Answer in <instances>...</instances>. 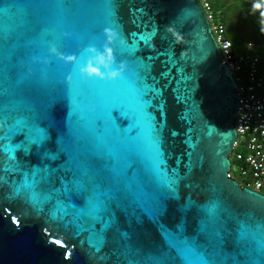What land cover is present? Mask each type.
<instances>
[{"label":"water","instance_id":"95a60500","mask_svg":"<svg viewBox=\"0 0 264 264\" xmlns=\"http://www.w3.org/2000/svg\"><path fill=\"white\" fill-rule=\"evenodd\" d=\"M0 10V264H264V194L229 176L241 96L199 0H0ZM86 28L95 36L79 44L63 35ZM46 29L61 38L32 45ZM105 29L119 37L116 68L127 67L115 82L80 74ZM130 85L155 131L156 168L145 142L107 124L127 128ZM81 179L110 193L102 214L83 204Z\"/></svg>","mask_w":264,"mask_h":264},{"label":"built area","instance_id":"2783aa9c","mask_svg":"<svg viewBox=\"0 0 264 264\" xmlns=\"http://www.w3.org/2000/svg\"><path fill=\"white\" fill-rule=\"evenodd\" d=\"M202 4L215 40L226 64L236 79L237 95L241 96L235 122L238 139L231 155L229 176L244 187L264 192V81L259 78L260 53L264 50V35L257 44L250 43L254 53L238 55L227 38L226 27L216 18L213 3L217 0H199ZM256 11L264 12V0H247ZM256 4L261 7L257 9ZM244 149L245 154L240 151ZM264 194V193H263Z\"/></svg>","mask_w":264,"mask_h":264},{"label":"snow or ice","instance_id":"6c2138e0","mask_svg":"<svg viewBox=\"0 0 264 264\" xmlns=\"http://www.w3.org/2000/svg\"><path fill=\"white\" fill-rule=\"evenodd\" d=\"M0 13H2V10H0ZM64 37H66L70 42L72 43H82L83 41L93 38L95 36V30L93 28H86L83 30L75 31L71 34H63ZM105 35V30H104ZM61 37L55 32V30H44L43 32H40L39 35L33 37V43L39 44V43H47L51 40L60 39ZM57 48V47H56ZM68 56H75V55H68ZM59 57V56H58ZM68 64V63H67ZM71 85L75 88V90L81 95H86L91 89L89 88L87 81H83L80 79H76L75 82L73 81V77L71 76ZM103 81V80H101ZM130 91L133 92L134 101H135V107L134 109H130L127 113L128 120L130 121L128 123L127 128H120L117 127L113 123V117H109L107 124L111 125L112 128L117 129L124 133V135L127 137L128 141L130 142H136V141H143L145 142L151 149L152 152V159L151 163L153 168H156L160 165L159 161V149L157 146V141L155 138V131L152 128V126L148 123V118L146 114L144 113L143 106L144 101L140 97V94L137 90L136 85H130ZM120 111L123 110L120 108ZM6 122L3 121V118L0 117V135H3L6 129L4 128V124ZM102 126L98 124V127ZM9 135L11 133H8ZM37 141H39V137H37ZM140 155L139 152L134 153L133 157H138ZM134 159H130L129 161V169L130 174L133 175V172L131 170L134 168ZM87 172L83 171L80 173V177L86 176ZM80 186L78 189L79 195L84 200L85 207H88L89 205L93 208V213L95 214H102V209L104 205L106 204L107 200L110 198V193H106L103 190V186L97 187L96 185H88L83 181V179L80 180ZM27 187V185H26ZM66 191H69L71 194L70 189H66ZM210 215H214V212L210 211ZM239 238L241 241L246 239V234L248 232L247 226L240 225L239 226ZM264 247V245H262ZM191 253L192 250L188 249ZM194 255L198 256V253H193ZM185 259L188 260V255L185 256ZM202 264H211L210 261L203 259L202 257H199Z\"/></svg>","mask_w":264,"mask_h":264},{"label":"trees","instance_id":"16d2710c","mask_svg":"<svg viewBox=\"0 0 264 264\" xmlns=\"http://www.w3.org/2000/svg\"><path fill=\"white\" fill-rule=\"evenodd\" d=\"M232 5L227 7L224 0H217L213 3V12L216 18L225 25L227 38L232 41L235 53L238 55L252 54L254 51L249 48V44H257L264 35V12L256 11L246 0L249 11L245 12L246 10L240 9L242 13H247L249 17L248 20L244 22V24L248 26L246 28L247 31H245L238 22L232 20ZM259 55L261 58L259 64V78L264 81V50Z\"/></svg>","mask_w":264,"mask_h":264},{"label":"clouds","instance_id":"9594fccd","mask_svg":"<svg viewBox=\"0 0 264 264\" xmlns=\"http://www.w3.org/2000/svg\"><path fill=\"white\" fill-rule=\"evenodd\" d=\"M255 7L259 9L261 5L256 4ZM105 36L107 37V43L104 45L103 52L98 51L95 47L85 49V51L90 54V58L87 60L86 66L80 67V74L87 79L115 82L124 77L127 67L126 64L122 62L119 64L118 69L116 68L117 62L113 46L119 39L118 34L111 29H105ZM51 54L59 56L65 63H77L76 56L61 55L55 46L51 47ZM43 63H47V61H43ZM71 80L72 78L69 76L68 82L71 83Z\"/></svg>","mask_w":264,"mask_h":264},{"label":"rangeland","instance_id":"374dc122","mask_svg":"<svg viewBox=\"0 0 264 264\" xmlns=\"http://www.w3.org/2000/svg\"><path fill=\"white\" fill-rule=\"evenodd\" d=\"M227 7H233V11L231 14L232 20L238 22L241 25V28L245 31H247V27L244 22L248 20V14L242 13L240 9L246 10L245 12H248V6L246 5V0H224ZM241 153H246L244 149L240 151ZM241 182V181H240ZM244 187V186H243ZM264 193V192H263Z\"/></svg>","mask_w":264,"mask_h":264}]
</instances>
